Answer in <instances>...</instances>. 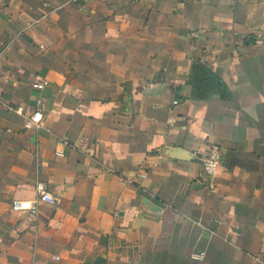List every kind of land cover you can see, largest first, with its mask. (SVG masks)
Listing matches in <instances>:
<instances>
[{
    "label": "crops",
    "instance_id": "crops-1",
    "mask_svg": "<svg viewBox=\"0 0 264 264\" xmlns=\"http://www.w3.org/2000/svg\"><path fill=\"white\" fill-rule=\"evenodd\" d=\"M0 96V264H263L264 0H0Z\"/></svg>",
    "mask_w": 264,
    "mask_h": 264
},
{
    "label": "built area",
    "instance_id": "built-area-1",
    "mask_svg": "<svg viewBox=\"0 0 264 264\" xmlns=\"http://www.w3.org/2000/svg\"><path fill=\"white\" fill-rule=\"evenodd\" d=\"M79 1V0H73ZM44 84L36 83L34 87L41 88ZM2 97L0 96V103H2ZM43 114L40 108H37L26 119L25 126L27 128L39 129L41 127V120ZM201 163L205 174L209 177L208 185L213 192V177L217 174L218 168L222 163L221 147L219 145H213L209 151L201 158ZM42 203H49L51 205H58L59 200L47 189L44 182H38L37 184V196L33 200L16 199L12 203L14 210L31 211L32 213H38L39 206ZM264 264V261H263Z\"/></svg>",
    "mask_w": 264,
    "mask_h": 264
}]
</instances>
